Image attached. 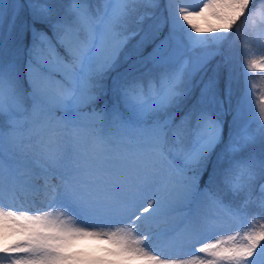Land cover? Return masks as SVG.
<instances>
[{
	"label": "snow or ice",
	"instance_id": "obj_1",
	"mask_svg": "<svg viewBox=\"0 0 264 264\" xmlns=\"http://www.w3.org/2000/svg\"><path fill=\"white\" fill-rule=\"evenodd\" d=\"M259 74L264 0H0V264H264Z\"/></svg>",
	"mask_w": 264,
	"mask_h": 264
},
{
	"label": "rangeland",
	"instance_id": "obj_2",
	"mask_svg": "<svg viewBox=\"0 0 264 264\" xmlns=\"http://www.w3.org/2000/svg\"><path fill=\"white\" fill-rule=\"evenodd\" d=\"M257 20H259V19H257ZM241 28L243 29L244 28V25H241ZM257 34H259V32ZM133 43H134V41H133ZM242 61H243V49H242V44H241V45H238V50H237V62H238V65H240L239 70L241 72H243ZM241 80H242V83H243V79L242 78H241ZM249 84L250 85L254 84L255 87L257 88V82H256V79H255L254 76H253L252 79L249 80ZM242 86H243V84H242ZM256 96H257V92L253 94V97H252V100H251V108H252L253 111L249 113V116L251 117V115L254 112L255 116L258 118L259 117V112H258V110H256V104H257ZM258 123H264V120L257 119L256 121H254L251 124V129L253 131L256 130ZM257 143H259V141ZM254 149L256 150V148H254ZM225 228H226V231H225L224 234H229L230 232L237 230L235 228V225H232L231 222H229L228 224H226L225 225ZM78 239L79 238H77L75 240V245H74L75 250H79V251H81L83 253H95L97 255L100 254L99 248L102 245V241L98 240L100 246L99 247H96V246H90L89 244L83 245L82 244V240L83 239H79V240ZM147 244H148V247L149 248H152V249H159V248L163 247V245L161 244V242L158 241V240H155V239L148 241Z\"/></svg>",
	"mask_w": 264,
	"mask_h": 264
},
{
	"label": "trees",
	"instance_id": "obj_3",
	"mask_svg": "<svg viewBox=\"0 0 264 264\" xmlns=\"http://www.w3.org/2000/svg\"><path fill=\"white\" fill-rule=\"evenodd\" d=\"M262 29V22L261 21H256V29H255V32L256 34ZM253 46L255 47L256 44H255V41H253ZM264 75V74H259V75H255V79H256V82H257V89L259 90L257 92V95L261 94V93H264V79H261V76ZM242 80H241V86H242ZM254 148H256V150L259 152L260 148H261V145L260 143H256V145H254ZM214 160V158H213Z\"/></svg>",
	"mask_w": 264,
	"mask_h": 264
},
{
	"label": "bare ground",
	"instance_id": "obj_4",
	"mask_svg": "<svg viewBox=\"0 0 264 264\" xmlns=\"http://www.w3.org/2000/svg\"><path fill=\"white\" fill-rule=\"evenodd\" d=\"M80 226H83V225H80ZM79 239H83L82 240V244L83 245H87V244H89L90 246H96V247H99L100 246V244H99V241L98 240H96V239H93V238H87V237H85V238H79ZM78 239V240H79Z\"/></svg>",
	"mask_w": 264,
	"mask_h": 264
}]
</instances>
